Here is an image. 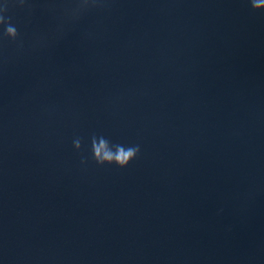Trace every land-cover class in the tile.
Here are the masks:
<instances>
[{
    "label": "water",
    "instance_id": "95a60500",
    "mask_svg": "<svg viewBox=\"0 0 264 264\" xmlns=\"http://www.w3.org/2000/svg\"><path fill=\"white\" fill-rule=\"evenodd\" d=\"M92 133L141 154L98 167ZM0 264H264V13L115 0L0 71Z\"/></svg>",
    "mask_w": 264,
    "mask_h": 264
},
{
    "label": "clouds",
    "instance_id": "9594fccd",
    "mask_svg": "<svg viewBox=\"0 0 264 264\" xmlns=\"http://www.w3.org/2000/svg\"><path fill=\"white\" fill-rule=\"evenodd\" d=\"M114 2L115 0H0V71L26 53L40 52L60 43L87 16L111 13ZM244 2L252 13H264V0ZM38 9L49 16L50 26L46 30L33 29L31 33L22 31L18 14H24L27 28ZM101 37L102 32L96 28H89L81 34V39L85 41H95ZM41 112L51 115L52 109L45 107ZM72 145L76 152L81 153L80 164L86 166L89 158L83 155L86 149L85 138L74 137ZM87 150L90 151L91 161L98 167L114 165L119 169L127 168L141 154L139 144L113 143L106 136L96 133L89 137Z\"/></svg>",
    "mask_w": 264,
    "mask_h": 264
}]
</instances>
